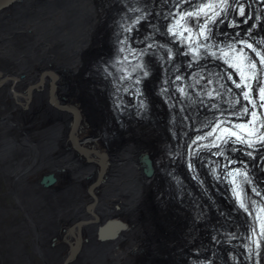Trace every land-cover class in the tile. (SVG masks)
I'll list each match as a JSON object with an SVG mask.
<instances>
[{
	"label": "bare ground",
	"instance_id": "obj_1",
	"mask_svg": "<svg viewBox=\"0 0 264 264\" xmlns=\"http://www.w3.org/2000/svg\"><path fill=\"white\" fill-rule=\"evenodd\" d=\"M171 2L0 0V264H264V246L256 261L242 240L252 201L237 204L221 177L250 160L243 179L264 191V160L238 149L234 167L205 165L193 153L204 150L193 143L206 108L188 111L191 122L182 115L172 78L192 94L215 60L202 52L193 61L166 31ZM134 7L142 13L125 34L148 45L138 78L113 87L120 26ZM245 14L215 21L212 34L239 28ZM221 113L234 123L250 116ZM211 165L216 175L205 173Z\"/></svg>",
	"mask_w": 264,
	"mask_h": 264
},
{
	"label": "snow or ice",
	"instance_id": "obj_2",
	"mask_svg": "<svg viewBox=\"0 0 264 264\" xmlns=\"http://www.w3.org/2000/svg\"><path fill=\"white\" fill-rule=\"evenodd\" d=\"M223 2L226 3L227 0H223ZM206 7L208 9H211L213 6L212 5H207ZM240 13H241V15H244V9L243 8L240 9ZM201 14H205V8H200L199 11L198 12H195V13H187V15H189V16H192V15L199 16ZM217 15H219V13H217ZM181 19H184V17L182 16ZM177 23H179V21H177ZM201 35H203V33H201ZM247 47L251 48L252 45L249 44V45H247ZM224 55H227V53H224ZM257 55H260V54L257 53ZM260 63L261 64H264V57H261ZM249 66L252 69H255L256 68V62L255 61L251 62ZM241 75L243 76L244 73L241 72ZM237 87H240V85L238 84ZM243 97H244V99L248 100L249 99V92H244L243 93ZM260 99H261V101H264V89H261ZM261 107H264V104H261ZM245 112L246 113L248 112V109L247 108H245ZM251 115H252L253 122H254L256 120V118H257V114L255 112H252ZM238 127H240V129L242 131H246L247 130V125H239ZM211 134L212 133H209V135H211ZM228 134L229 135H232V136H236V138L238 140H242L243 139L242 137H240L239 135H237V133H235V132H229ZM249 134H251V133H249ZM260 140L261 141H264V136H261L260 137ZM241 206H243V204Z\"/></svg>",
	"mask_w": 264,
	"mask_h": 264
},
{
	"label": "water",
	"instance_id": "obj_3",
	"mask_svg": "<svg viewBox=\"0 0 264 264\" xmlns=\"http://www.w3.org/2000/svg\"><path fill=\"white\" fill-rule=\"evenodd\" d=\"M145 161H146V166L147 167H149L148 165V161H147V159L146 158H143ZM147 169V168H146ZM150 169V168H149ZM148 169V170H149ZM53 180H54V178L52 177V176H47L46 178H44L43 179V184L45 185V186H49L51 183H53ZM103 233H104V230L102 231Z\"/></svg>",
	"mask_w": 264,
	"mask_h": 264
}]
</instances>
